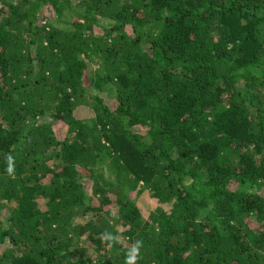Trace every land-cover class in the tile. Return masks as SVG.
Instances as JSON below:
<instances>
[{
  "label": "trees",
  "instance_id": "1",
  "mask_svg": "<svg viewBox=\"0 0 264 264\" xmlns=\"http://www.w3.org/2000/svg\"><path fill=\"white\" fill-rule=\"evenodd\" d=\"M137 240L264 264V0H0V264Z\"/></svg>",
  "mask_w": 264,
  "mask_h": 264
},
{
  "label": "clouds",
  "instance_id": "2",
  "mask_svg": "<svg viewBox=\"0 0 264 264\" xmlns=\"http://www.w3.org/2000/svg\"><path fill=\"white\" fill-rule=\"evenodd\" d=\"M8 167L6 169L8 175L13 176L15 174V160L14 157L9 154L7 156ZM115 216V212L112 213ZM100 239L104 242L109 248L114 246L115 244L120 243V237L118 235H114L110 232H103L100 234ZM144 244L142 240H137L134 244H132L126 254H125V262L124 264H138L139 259L141 258V249Z\"/></svg>",
  "mask_w": 264,
  "mask_h": 264
},
{
  "label": "rangeland",
  "instance_id": "3",
  "mask_svg": "<svg viewBox=\"0 0 264 264\" xmlns=\"http://www.w3.org/2000/svg\"><path fill=\"white\" fill-rule=\"evenodd\" d=\"M152 200L153 199L149 198L148 196H146V198L144 197V200L142 202H144V205L146 207V211H149L151 208L155 207L154 202Z\"/></svg>",
  "mask_w": 264,
  "mask_h": 264
}]
</instances>
